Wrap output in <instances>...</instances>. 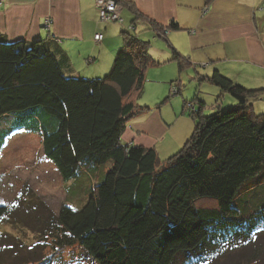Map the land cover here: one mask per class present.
<instances>
[{"label":"trees","instance_id":"16d2710c","mask_svg":"<svg viewBox=\"0 0 264 264\" xmlns=\"http://www.w3.org/2000/svg\"><path fill=\"white\" fill-rule=\"evenodd\" d=\"M169 26L180 28L176 22ZM122 37L102 77L68 75V58L48 41L0 38V153L17 131L40 133L44 154L64 182L100 178L82 207L39 212L40 229L56 245L79 244L96 264H206L242 242L252 243L264 229V199L250 205L251 211L244 206L264 188V112L253 106L263 90L246 88L218 70L201 78L219 87L211 102L217 110L206 112L207 102L198 95L184 100L194 129L162 161L156 148L122 142L129 120L150 109L134 97L144 91L148 68L158 63L148 42L129 31ZM170 47L180 70L190 65ZM179 82L171 93L174 87L181 93ZM228 94L234 103L226 100L230 106L223 109ZM23 194L0 206V223L15 217ZM200 200L216 205L199 206Z\"/></svg>","mask_w":264,"mask_h":264},{"label":"crops","instance_id":"0c3cea01","mask_svg":"<svg viewBox=\"0 0 264 264\" xmlns=\"http://www.w3.org/2000/svg\"><path fill=\"white\" fill-rule=\"evenodd\" d=\"M96 1L0 0V38L8 42L48 41L53 51L61 50L60 56L68 58V75L102 77L123 46L122 32L129 31L144 41L149 39V52L158 61L153 66L176 63L172 45L204 76L218 70L246 88L263 90L258 97L264 99V0H119L125 5L122 20L109 22L101 21ZM172 22L180 28H170ZM99 32L104 35L102 41L94 38ZM211 90L208 103L220 92L219 87ZM177 97L168 103L172 110L165 109L167 103L157 102L132 117L122 135L123 144L159 152L178 135L168 155L177 152L194 129V121L184 113V98ZM226 100L234 103L224 96L221 107ZM214 110L213 103L210 111ZM184 119L187 128L181 125L176 129ZM16 133L40 135L26 130Z\"/></svg>","mask_w":264,"mask_h":264},{"label":"rangeland","instance_id":"374dc122","mask_svg":"<svg viewBox=\"0 0 264 264\" xmlns=\"http://www.w3.org/2000/svg\"><path fill=\"white\" fill-rule=\"evenodd\" d=\"M160 40L165 42L163 39ZM200 70L190 65L180 70L178 62L175 64L163 62L158 67L151 66L146 74L144 91L134 98L141 105L167 103L165 109L168 110H172L168 103L178 98L177 96L183 101V98L188 100L198 95L207 102V96L213 91L211 87L215 85L200 80L205 75L200 73ZM175 80L181 81L179 94L171 93ZM229 99H232V96L229 95ZM206 105V112H210L211 103L207 102ZM229 106L225 105L222 108L227 109ZM253 106L257 113L262 111L264 99L261 97L254 99ZM184 113L193 120L190 112ZM185 121L186 119L176 124V129L181 125L187 128L189 123ZM0 123L4 122L0 121ZM177 136L173 135L172 143L159 151L160 160L163 161L171 156L168 154L173 150ZM11 137L0 155V206L10 205L21 191L24 194L14 207L15 217L0 223V264H96L79 244L56 245L55 237L50 233L47 234L48 232L43 233L36 217L39 212L43 213V216L58 214L65 204L75 208L82 207L91 187L100 180L99 175H88L78 182H64L58 168L44 154L42 136L14 133ZM252 191L249 189L248 192ZM257 191L254 193L257 199H254V202L251 199L249 206L244 205L247 206L248 211L254 207L250 205H256L259 200L264 199V188H259ZM197 204L216 205L213 200H200ZM263 234L264 229H258L252 236L254 239L252 243L242 242L237 249L229 248L206 264H264Z\"/></svg>","mask_w":264,"mask_h":264},{"label":"built area","instance_id":"2783aa9c","mask_svg":"<svg viewBox=\"0 0 264 264\" xmlns=\"http://www.w3.org/2000/svg\"><path fill=\"white\" fill-rule=\"evenodd\" d=\"M96 5L100 12L101 21L109 22V21H115V20H122L123 6L118 0H97ZM46 23L49 26L50 21H47ZM94 38L96 41H102L103 33L99 32L95 34ZM173 92L177 93L178 89L174 87Z\"/></svg>","mask_w":264,"mask_h":264}]
</instances>
